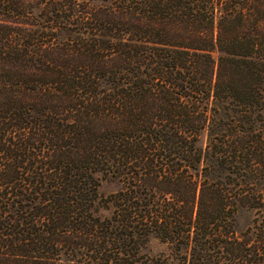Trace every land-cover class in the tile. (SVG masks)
Returning a JSON list of instances; mask_svg holds the SVG:
<instances>
[{
  "label": "trees",
  "instance_id": "trees-1",
  "mask_svg": "<svg viewBox=\"0 0 264 264\" xmlns=\"http://www.w3.org/2000/svg\"><path fill=\"white\" fill-rule=\"evenodd\" d=\"M0 264H264V0H0Z\"/></svg>",
  "mask_w": 264,
  "mask_h": 264
},
{
  "label": "rangeland",
  "instance_id": "rangeland-1",
  "mask_svg": "<svg viewBox=\"0 0 264 264\" xmlns=\"http://www.w3.org/2000/svg\"><path fill=\"white\" fill-rule=\"evenodd\" d=\"M207 142L206 137L204 136L200 142V144L202 146H205ZM119 187V183L118 182H111V181H104L100 187V191L103 192L104 194H108L112 191H114L115 189H117ZM111 210H102L103 214H108ZM253 217V214H251V212H245L239 215L238 220H237V225L238 228L240 230H244L247 225L251 222ZM151 246V250L153 253L158 252L159 250H161L163 248V246L157 241V240H153L150 244Z\"/></svg>",
  "mask_w": 264,
  "mask_h": 264
}]
</instances>
